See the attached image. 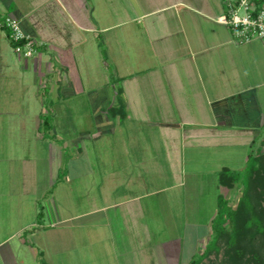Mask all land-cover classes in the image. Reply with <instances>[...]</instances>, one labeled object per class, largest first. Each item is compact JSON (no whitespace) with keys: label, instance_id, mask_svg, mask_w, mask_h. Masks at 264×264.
Here are the masks:
<instances>
[{"label":"crops","instance_id":"0c3cea01","mask_svg":"<svg viewBox=\"0 0 264 264\" xmlns=\"http://www.w3.org/2000/svg\"><path fill=\"white\" fill-rule=\"evenodd\" d=\"M223 12L0 0L39 45L0 53V264H190L202 251L218 198L238 188L221 172L264 154V41L235 42Z\"/></svg>","mask_w":264,"mask_h":264},{"label":"trees","instance_id":"16d2710c","mask_svg":"<svg viewBox=\"0 0 264 264\" xmlns=\"http://www.w3.org/2000/svg\"><path fill=\"white\" fill-rule=\"evenodd\" d=\"M123 109L122 101L117 98L109 111L122 115ZM48 129L49 120L45 119L43 130ZM219 182L227 189L241 187V196L234 208L223 197L218 198L210 240L190 264H264V154L251 153L241 171L223 170ZM43 215L41 207L37 214L39 224Z\"/></svg>","mask_w":264,"mask_h":264},{"label":"built area","instance_id":"2783aa9c","mask_svg":"<svg viewBox=\"0 0 264 264\" xmlns=\"http://www.w3.org/2000/svg\"><path fill=\"white\" fill-rule=\"evenodd\" d=\"M224 12L218 21L229 28L232 39L240 44L264 41V0H221ZM0 30L5 33L14 54L29 59L39 45L26 35L19 21L0 13Z\"/></svg>","mask_w":264,"mask_h":264},{"label":"rangeland","instance_id":"374dc122","mask_svg":"<svg viewBox=\"0 0 264 264\" xmlns=\"http://www.w3.org/2000/svg\"><path fill=\"white\" fill-rule=\"evenodd\" d=\"M103 47H104V44H101V46H100L101 52L103 50ZM0 53H1L4 61H11L12 59L16 60V58L13 56L14 53L11 49L10 43L3 36L2 32H0ZM106 57L108 58L107 55H106ZM17 61H19V60H17ZM116 70H117L116 66L114 67L113 65L110 66V69L106 68V70H105V73L107 74L106 77L110 78L112 75H114L116 73L115 72ZM100 80L102 81L101 78H100ZM91 122H92V120L90 117L85 120V124H87V125L91 124ZM263 131H262V133H263ZM261 137H262V135H261ZM240 196H241V187H238L234 191L227 192V197H229V200H227L228 205L231 208H234L237 205ZM213 258H214L213 256H210V259L213 260ZM220 258H221V254L219 255L218 259H220ZM207 261L208 260H204V263H207Z\"/></svg>","mask_w":264,"mask_h":264}]
</instances>
